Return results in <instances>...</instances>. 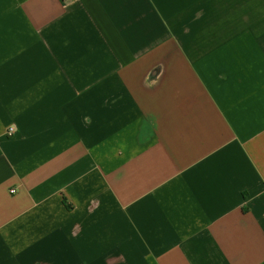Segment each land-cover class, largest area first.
<instances>
[{"label":"crops","instance_id":"crops-1","mask_svg":"<svg viewBox=\"0 0 264 264\" xmlns=\"http://www.w3.org/2000/svg\"><path fill=\"white\" fill-rule=\"evenodd\" d=\"M0 264H264V0H0Z\"/></svg>","mask_w":264,"mask_h":264},{"label":"built area","instance_id":"built-area-1","mask_svg":"<svg viewBox=\"0 0 264 264\" xmlns=\"http://www.w3.org/2000/svg\"><path fill=\"white\" fill-rule=\"evenodd\" d=\"M64 1H70V0H64ZM14 132H15L14 128H10L8 131V134L12 135V134H14Z\"/></svg>","mask_w":264,"mask_h":264}]
</instances>
